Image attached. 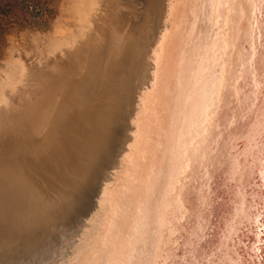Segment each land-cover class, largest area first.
Segmentation results:
<instances>
[{"label": "bare ground", "instance_id": "obj_1", "mask_svg": "<svg viewBox=\"0 0 264 264\" xmlns=\"http://www.w3.org/2000/svg\"><path fill=\"white\" fill-rule=\"evenodd\" d=\"M102 2L83 0L81 31L61 48L90 35ZM114 3L102 47L59 66L23 121L6 123L0 195L18 213L0 264H195L211 193L228 195L234 157L264 146V0H173L167 27L166 0ZM207 254L235 259L221 241Z\"/></svg>", "mask_w": 264, "mask_h": 264}, {"label": "rangeland", "instance_id": "obj_2", "mask_svg": "<svg viewBox=\"0 0 264 264\" xmlns=\"http://www.w3.org/2000/svg\"><path fill=\"white\" fill-rule=\"evenodd\" d=\"M114 2L101 3L90 35L61 48L81 31L83 0H0V88L7 99L0 98V166L8 157L2 147L13 135L6 123L23 121L47 86L55 85L59 66L102 47L110 30L107 13L115 12ZM42 136L35 133L33 138L39 141Z\"/></svg>", "mask_w": 264, "mask_h": 264}, {"label": "water", "instance_id": "obj_3", "mask_svg": "<svg viewBox=\"0 0 264 264\" xmlns=\"http://www.w3.org/2000/svg\"><path fill=\"white\" fill-rule=\"evenodd\" d=\"M172 1L173 0H166V5H168L166 9L167 12H165L166 18L164 19L166 21V27L169 24L167 19H169V7ZM248 19L249 16L246 17L243 24H246ZM162 29L164 30L163 27L161 30ZM249 108H251V104ZM262 130H264V126ZM227 139L225 135L224 142L227 141ZM259 139L261 138H258L257 142L254 141L255 145H253V149L256 151L255 154L257 155L248 157V162L244 163L242 159L237 160V158L234 157V170H232V177H230L232 186L229 194L224 196L217 193V198H214L213 192L211 193L210 197L212 198V203L209 204L205 211L210 220H208L206 216L200 218L202 220V228L200 230L203 231V237L196 244L197 260L195 264H205L211 256L207 254V249L215 247L218 241H221L224 248H230L235 256L234 260L229 261L227 260L228 255L224 256V261L230 264H264V146L259 143ZM262 139H264V131ZM227 142H229V140ZM221 181L223 182L222 186H226V183L223 180ZM222 182H219L218 185H221ZM2 191L4 190L2 189ZM7 193L0 195V199L4 198ZM11 199V204L10 202L6 203L5 199L0 200L1 207L3 205L8 207L4 213L0 209V227L5 226V229H7L6 233L0 231L1 236L8 233L10 237L12 233V227L10 226V223L12 224L11 218L15 216V213H18L16 211L17 203L15 201V199L18 201V198H15L14 195ZM229 203H231V208L228 210ZM9 205L12 207H9ZM229 211L238 215V217L234 218V224L236 221L241 220L237 226L235 225L230 232H227L232 240L230 238L227 239L226 232L221 234L223 230H221V224H223L224 221V212ZM218 212L220 213L216 214ZM75 224H77V222H75ZM55 233L50 232L49 234H53L52 236H54ZM238 234L240 235L238 236ZM220 238L221 240H219ZM254 245L256 246L254 250H252Z\"/></svg>", "mask_w": 264, "mask_h": 264}]
</instances>
